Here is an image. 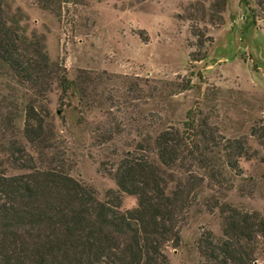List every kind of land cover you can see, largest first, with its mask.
<instances>
[{"label": "rangeland", "instance_id": "obj_1", "mask_svg": "<svg viewBox=\"0 0 264 264\" xmlns=\"http://www.w3.org/2000/svg\"><path fill=\"white\" fill-rule=\"evenodd\" d=\"M4 2L24 35L40 38L48 60L41 91L0 65V163L7 175L25 172L12 158L30 156L35 166L61 165L105 201L118 192L109 173L120 160L144 156L172 190L186 172L162 165L153 140L181 127L190 110L223 144L243 139L250 157L238 159L237 172L223 165L216 180L204 177L179 225V244L162 247L166 264H199L198 238L221 235L222 204L264 217V0H225L223 7L222 0ZM62 77L71 82L65 90ZM29 99L43 118L33 142L23 133ZM7 112L18 115L9 120ZM119 195V209L135 206L133 195Z\"/></svg>", "mask_w": 264, "mask_h": 264}, {"label": "trees", "instance_id": "obj_2", "mask_svg": "<svg viewBox=\"0 0 264 264\" xmlns=\"http://www.w3.org/2000/svg\"><path fill=\"white\" fill-rule=\"evenodd\" d=\"M19 19L0 0V65L21 85L45 90L48 60L42 42L24 35ZM60 84L65 90L71 82L62 77ZM33 101L24 104L22 114L24 136L32 142L43 131ZM190 113L181 127H168L153 140L162 165L186 172L169 191L158 167L144 156L120 160L109 173L118 192L105 201L61 165L35 166L30 156L14 157L13 165L25 172L7 175L0 163V264H166L162 247L179 244V225L204 177L216 180L223 165L237 172L238 159L250 157L243 139L223 144L205 117L196 122ZM11 115L18 114L7 112L9 120ZM119 192L133 195L135 206L119 209ZM220 229V236L206 231L198 238L199 264H259L264 253L260 212L222 204Z\"/></svg>", "mask_w": 264, "mask_h": 264}]
</instances>
